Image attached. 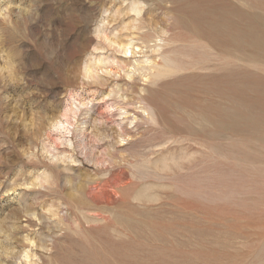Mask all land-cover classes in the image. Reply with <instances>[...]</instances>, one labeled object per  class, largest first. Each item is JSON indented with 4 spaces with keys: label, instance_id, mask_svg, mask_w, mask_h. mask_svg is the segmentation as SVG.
Wrapping results in <instances>:
<instances>
[{
    "label": "rangeland",
    "instance_id": "rangeland-1",
    "mask_svg": "<svg viewBox=\"0 0 264 264\" xmlns=\"http://www.w3.org/2000/svg\"><path fill=\"white\" fill-rule=\"evenodd\" d=\"M0 264H264V0H0Z\"/></svg>",
    "mask_w": 264,
    "mask_h": 264
},
{
    "label": "bare ground",
    "instance_id": "bare-ground-1",
    "mask_svg": "<svg viewBox=\"0 0 264 264\" xmlns=\"http://www.w3.org/2000/svg\"><path fill=\"white\" fill-rule=\"evenodd\" d=\"M223 19H224V18H223ZM223 19H222V20H223ZM262 21H263V20H262ZM227 22H228V21H227ZM245 23H246V22H245ZM220 24H222V23H220ZM220 26H221V25H220ZM262 27H263V26H262ZM258 29L260 30V28H258ZM262 29H263V28H262ZM261 31H262V30H261ZM256 32H257V31H256ZM259 33H260V32H259ZM259 33H258V34H259ZM258 34H257V36H258ZM259 35H260V34H259ZM262 35H263V34H262ZM249 39H250V37L248 38V40H249ZM252 39H253V38H252ZM252 39H251V40H252ZM262 39H263V38H262ZM251 40H250V41H251ZM253 40H254V39H253ZM255 41H258V40H255ZM255 45H256V44H255ZM127 46H128V45H127ZM260 46H261V45H260ZM123 48H124V47H123ZM126 48H128V47H126ZM85 68H86V67H85ZM84 71H85V75H86V76H88V75H90V74L92 73V71H91L90 69H85Z\"/></svg>",
    "mask_w": 264,
    "mask_h": 264
}]
</instances>
